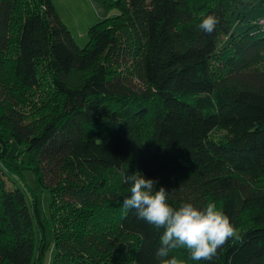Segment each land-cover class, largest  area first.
Segmentation results:
<instances>
[{"label": "trees", "instance_id": "trees-1", "mask_svg": "<svg viewBox=\"0 0 264 264\" xmlns=\"http://www.w3.org/2000/svg\"><path fill=\"white\" fill-rule=\"evenodd\" d=\"M243 3L107 1L79 47L52 0H0V264H44L46 228L51 264H159L164 229L123 207V173L157 181L173 208L215 202L239 233L212 261L170 257L264 264V27L230 31Z\"/></svg>", "mask_w": 264, "mask_h": 264}, {"label": "clouds", "instance_id": "clouds-1", "mask_svg": "<svg viewBox=\"0 0 264 264\" xmlns=\"http://www.w3.org/2000/svg\"><path fill=\"white\" fill-rule=\"evenodd\" d=\"M218 23V17L208 15L202 19L199 28L211 34ZM123 175L131 193L123 198V207L135 210L138 219L164 229L155 252L159 264H184L176 256L170 257L177 248L185 249L193 261H212L217 250L229 239H239L230 218L219 210L215 202H208L203 208L189 202L173 208L168 203V191L164 187L155 189L157 181L146 179L139 173Z\"/></svg>", "mask_w": 264, "mask_h": 264}, {"label": "rangeland", "instance_id": "rangeland-1", "mask_svg": "<svg viewBox=\"0 0 264 264\" xmlns=\"http://www.w3.org/2000/svg\"><path fill=\"white\" fill-rule=\"evenodd\" d=\"M243 4H239L238 7L234 9V14L231 17V28L230 31H235L236 33L241 32L244 30L247 26H249L254 19H257L259 17L264 16V0H243ZM238 16L241 18V20L238 19ZM75 29H72L74 32ZM227 39V36L223 35L220 38L219 45L223 43L224 40ZM76 44L79 47H83L88 42V35L86 32V36L82 39L76 38L74 39ZM219 48H221L219 46ZM43 66L40 69V73L43 72V70L46 68V63L42 64ZM137 86L139 85L138 81L134 80V82ZM10 140L11 138L8 137ZM18 155V150L16 144L11 141V145L8 151L7 155V161L10 164H14L16 162L15 156ZM26 153H23L20 155V159L26 160ZM25 184L27 187L36 193L38 196L39 202H40V208L44 215L49 216V210H50V195L47 190H43L40 188V186L36 182L35 175L27 169L21 170ZM8 182V181H7ZM45 238L48 243V249L44 258V264H51L55 248L53 243V233L50 228H46L45 231Z\"/></svg>", "mask_w": 264, "mask_h": 264}, {"label": "crops", "instance_id": "crops-1", "mask_svg": "<svg viewBox=\"0 0 264 264\" xmlns=\"http://www.w3.org/2000/svg\"><path fill=\"white\" fill-rule=\"evenodd\" d=\"M107 1L112 0H52L59 18L74 39L84 38L92 24L114 14V10L107 8Z\"/></svg>", "mask_w": 264, "mask_h": 264}, {"label": "built area", "instance_id": "built-area-1", "mask_svg": "<svg viewBox=\"0 0 264 264\" xmlns=\"http://www.w3.org/2000/svg\"><path fill=\"white\" fill-rule=\"evenodd\" d=\"M256 24L264 27V17H260L256 20Z\"/></svg>", "mask_w": 264, "mask_h": 264}]
</instances>
